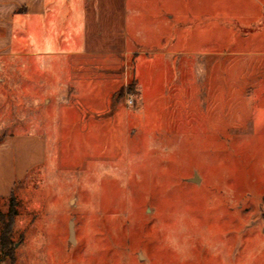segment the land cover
<instances>
[{"label": "rangeland", "instance_id": "374dc122", "mask_svg": "<svg viewBox=\"0 0 264 264\" xmlns=\"http://www.w3.org/2000/svg\"><path fill=\"white\" fill-rule=\"evenodd\" d=\"M81 2L50 0L47 33L78 35ZM128 2L134 33L140 13ZM237 3L216 39V30H191L201 37L188 42L182 29L141 20L139 54L116 61L121 85L86 113L96 124L85 135L67 123L74 86L47 94L45 161L14 193L19 264H264V9ZM138 62L150 70L143 79ZM7 220L0 215V237ZM71 225L73 258L63 243ZM3 246L0 260L11 262Z\"/></svg>", "mask_w": 264, "mask_h": 264}, {"label": "crops", "instance_id": "0c3cea01", "mask_svg": "<svg viewBox=\"0 0 264 264\" xmlns=\"http://www.w3.org/2000/svg\"><path fill=\"white\" fill-rule=\"evenodd\" d=\"M128 1L82 0L84 18L80 33L58 36L47 33L51 25L50 0H0V202L7 211L16 187L45 161L47 138L40 118L45 117V114L41 117V112L50 100L48 93L68 94L74 86V98L78 102H74V114L67 123L73 129L71 132L85 135L89 126L96 124L87 120L86 113L101 109L121 85L122 80L113 77L115 69L122 66L116 61L139 54L141 34L137 31L147 27L142 21L148 19L156 30L182 29L184 39L198 42L200 34L191 30H216V39L217 30L223 29L224 14L230 16L234 12L231 6H239L238 0H134L140 14L135 15L139 19L133 26L137 31L131 33ZM246 1L258 10L264 9V0ZM206 10L213 14L210 25L206 22ZM262 28L257 37L264 36ZM218 41L221 44V34ZM202 53L206 52L197 49L183 52L184 55ZM96 61L102 63L98 65L102 70H95ZM137 68L140 79L150 71L143 63ZM154 68V73L162 71L158 66ZM97 73L100 75L95 76ZM99 92L104 95L99 97ZM60 99L63 101L64 96ZM32 110H38L39 121L31 119ZM31 143L37 152L31 151ZM33 155L35 159L31 160ZM74 236L73 229L72 235L69 230L63 238L72 258ZM0 264H19L18 256L13 263L3 260Z\"/></svg>", "mask_w": 264, "mask_h": 264}, {"label": "trees", "instance_id": "16d2710c", "mask_svg": "<svg viewBox=\"0 0 264 264\" xmlns=\"http://www.w3.org/2000/svg\"><path fill=\"white\" fill-rule=\"evenodd\" d=\"M16 214H17V211L15 209V197L13 194L10 198L9 212L7 213L6 216L0 214L1 219H4L5 217L8 218L7 223L5 222V229L3 233L1 234L0 239H1L2 245L7 246V247L9 245L11 246L10 252H5V253H6V257H8L12 263L15 261V254L13 250V242H12V239L10 240V237H11V232H12V225H13ZM4 246L2 248H7ZM0 261H3V259H1Z\"/></svg>", "mask_w": 264, "mask_h": 264}, {"label": "built area", "instance_id": "2783aa9c", "mask_svg": "<svg viewBox=\"0 0 264 264\" xmlns=\"http://www.w3.org/2000/svg\"><path fill=\"white\" fill-rule=\"evenodd\" d=\"M137 101L136 94L133 92L127 93L126 102L129 106L135 105Z\"/></svg>", "mask_w": 264, "mask_h": 264}, {"label": "water", "instance_id": "95a60500", "mask_svg": "<svg viewBox=\"0 0 264 264\" xmlns=\"http://www.w3.org/2000/svg\"><path fill=\"white\" fill-rule=\"evenodd\" d=\"M197 179H199V178H198V176L196 175L194 178H191L190 180H191V181H197ZM70 233H71V235H72V233H73L72 225H71V227H70Z\"/></svg>", "mask_w": 264, "mask_h": 264}]
</instances>
